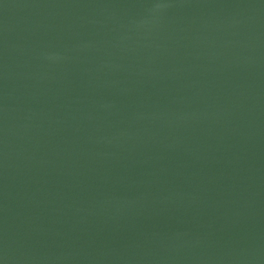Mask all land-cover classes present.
I'll return each mask as SVG.
<instances>
[{
  "label": "water",
  "instance_id": "water-1",
  "mask_svg": "<svg viewBox=\"0 0 264 264\" xmlns=\"http://www.w3.org/2000/svg\"><path fill=\"white\" fill-rule=\"evenodd\" d=\"M0 264H264V0H0Z\"/></svg>",
  "mask_w": 264,
  "mask_h": 264
}]
</instances>
